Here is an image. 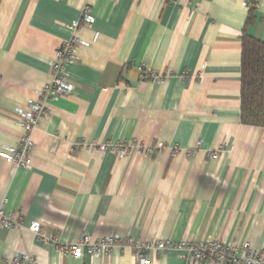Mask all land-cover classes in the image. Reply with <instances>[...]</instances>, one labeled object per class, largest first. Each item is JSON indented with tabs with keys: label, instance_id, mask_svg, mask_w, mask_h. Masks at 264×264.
<instances>
[{
	"label": "crops",
	"instance_id": "0c3cea01",
	"mask_svg": "<svg viewBox=\"0 0 264 264\" xmlns=\"http://www.w3.org/2000/svg\"><path fill=\"white\" fill-rule=\"evenodd\" d=\"M86 6L94 24L74 32ZM243 34L264 42V0H0V151L18 146L16 111L52 81L56 50L88 43L67 67L72 92L48 102L32 134V166L0 158V204L23 218L20 230L0 227V264L17 253L140 264L128 247L103 259L60 250L83 235L264 253V128L241 122ZM132 141L154 153L121 159L96 147ZM145 254L148 264H216L176 248Z\"/></svg>",
	"mask_w": 264,
	"mask_h": 264
},
{
	"label": "built area",
	"instance_id": "2783aa9c",
	"mask_svg": "<svg viewBox=\"0 0 264 264\" xmlns=\"http://www.w3.org/2000/svg\"><path fill=\"white\" fill-rule=\"evenodd\" d=\"M249 2H247V5ZM251 6V5H250ZM94 17L90 7H84L78 22L74 23L73 31L76 32L80 27H92ZM98 34H95L97 39ZM88 43L78 37H73L64 43L54 55L51 63L52 81L38 92V101H30L25 107L16 111L18 125L22 133L19 138L18 146L3 147L0 151V158L15 167L28 169L32 166V153L34 143L32 134L38 127L43 116L47 114L48 102L54 101L62 95L72 92L73 86L67 81V67L76 59V51L79 47H87ZM143 79L160 80L161 77L142 69ZM186 76V75H184ZM101 153L111 152L117 157L124 159L133 150L142 155H152L153 148L143 147L139 142L128 143H102L96 145ZM209 157L216 159L218 152H211ZM0 227L11 230L23 228V218L19 212H6L0 204ZM29 229L36 235L41 231V224L34 222ZM49 242L58 244L56 240L50 239ZM115 247H128L133 250L140 264H148L146 252L152 249L167 250L176 248L185 251L191 261L211 262L216 264H264V253L257 252L249 243L243 245H230L220 240L207 241H183L182 243L171 246L168 241H158L147 243L133 238L123 239L118 234H111L102 239H94L90 235L83 237L76 243L65 244L60 250L73 256L90 255L93 258L103 259ZM10 264H39L37 258L30 253H17L11 259Z\"/></svg>",
	"mask_w": 264,
	"mask_h": 264
},
{
	"label": "trees",
	"instance_id": "16d2710c",
	"mask_svg": "<svg viewBox=\"0 0 264 264\" xmlns=\"http://www.w3.org/2000/svg\"><path fill=\"white\" fill-rule=\"evenodd\" d=\"M256 7L251 3V10ZM253 20L252 12L247 25ZM241 122L264 128V42L247 34L242 36Z\"/></svg>",
	"mask_w": 264,
	"mask_h": 264
}]
</instances>
